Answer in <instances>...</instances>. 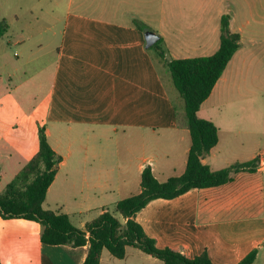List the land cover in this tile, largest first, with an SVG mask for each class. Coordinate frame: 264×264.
<instances>
[{
  "label": "crops",
  "instance_id": "1",
  "mask_svg": "<svg viewBox=\"0 0 264 264\" xmlns=\"http://www.w3.org/2000/svg\"><path fill=\"white\" fill-rule=\"evenodd\" d=\"M21 1L49 2L37 11L36 4L27 7L37 17L53 18L60 15L61 3H66L65 23L59 31L48 26L31 32L52 31L60 39L58 44L9 37L8 42L20 44L15 54L21 57L12 71L5 65L0 68V192L39 151L40 126H45L49 142L63 157L43 205L67 213L80 228L108 210L122 218L116 205L141 191L147 165L160 181L183 174L192 144L188 122L180 125L158 62L147 50L145 30L136 20L152 30L153 22L160 21L162 42L174 59L214 54L221 44V18L230 14L231 28L240 33L242 45L198 112L219 127V142L203 162L216 170L260 156L259 166L255 171L233 172L219 186L153 199L136 214V220L159 247L188 257L207 251L213 264H238L257 249L253 264L264 263V133L243 129L235 116L253 111L255 104L257 111L264 107V73L254 68L264 65V0ZM9 2L0 0V12L10 14ZM33 70L49 73L44 93L36 94V87L27 93L32 89ZM167 127L181 130L179 139H184L181 157L169 153L161 157L174 174L160 177L154 157H145L134 174L121 165L107 166L120 164L121 159L104 157L108 132L122 130L125 137L131 132L138 137V130ZM42 231L43 225L36 220L4 218L0 213L2 264L84 263L89 243L47 244ZM101 264L164 262L129 245L124 258L104 249Z\"/></svg>",
  "mask_w": 264,
  "mask_h": 264
},
{
  "label": "trees",
  "instance_id": "2",
  "mask_svg": "<svg viewBox=\"0 0 264 264\" xmlns=\"http://www.w3.org/2000/svg\"><path fill=\"white\" fill-rule=\"evenodd\" d=\"M230 22V14H224L221 18V44L214 54L166 60L172 80L184 99L192 140L183 174L160 181L152 166L147 165L142 172L141 191L121 199L116 205V212L122 218L108 210L87 222L85 229L80 228L67 213L43 205L63 157L49 142L45 126H40L39 151L0 192L1 215L40 222L43 225L42 241L47 244L81 246L89 243L88 256L83 264H101L104 249L124 258L129 245L160 258L164 264H213L207 251L191 258L170 247H159L156 239L149 236L136 220V214L153 199H172L193 188L219 186L227 183L233 172L255 171L259 166L260 156L216 170L203 162L219 142V127L214 121L200 117L198 112L242 45L240 33L232 30ZM136 24L145 31L149 28L139 20ZM8 28L6 20L0 21V38ZM160 42L162 38L154 45ZM160 57L164 59V52H160ZM257 254L258 250L254 249L238 264H253Z\"/></svg>",
  "mask_w": 264,
  "mask_h": 264
},
{
  "label": "rangeland",
  "instance_id": "3",
  "mask_svg": "<svg viewBox=\"0 0 264 264\" xmlns=\"http://www.w3.org/2000/svg\"><path fill=\"white\" fill-rule=\"evenodd\" d=\"M19 1L20 0H10V2L7 4L6 8L8 10H11L10 14L7 13V11L4 9L0 12V21L2 20L3 16H5V18H7L6 22L9 25L7 33L4 35V38L0 40V55L1 52L4 53V55L0 57V68H2V65H5L8 68V71H12V65L14 66V64H16L17 62V59L21 57L15 54L17 50H20V44L8 42V40L10 39L9 37L12 38L26 36L35 40L39 38L43 39L42 42L44 43V45H47L48 43H52L54 45L58 44L60 39L57 35H53L52 31H45L42 34L36 33L35 35L31 32H33L34 29L37 28L42 29V31H44L43 29L48 26L54 27L59 31V29L63 28V25L65 23L66 3H61L59 7L60 15L58 17L53 18L49 17L48 14L42 17H37V15L30 12L27 7V5L36 4L35 2ZM49 5V2L43 1L37 3L35 5V8L37 11L39 7H47ZM153 23L154 30L157 31L158 34H160V32L162 31L160 21L157 20ZM148 29L152 28L149 26ZM147 50L149 51L153 59L158 62L160 76L163 80V83L165 84V87L167 88L171 103L173 104L175 111L178 114L179 121H181L180 125H183L185 121L187 122L184 99L180 95V92L178 91L172 80L171 72L166 64L165 59L166 57L168 60H171L172 55L164 47L163 42L148 47ZM160 50L164 52V54L166 53L164 59L160 57ZM47 51H49V48H45L44 53H47ZM46 56H49V54ZM254 68L258 74L264 73L263 63L255 65ZM3 72L5 73V71ZM48 74V72L45 74L35 73V71L33 70L30 75L31 80L29 81V87H31L32 89L27 90V93H32V91L34 90L33 87H36V94L44 93L45 90L48 88L47 82L49 85ZM40 83H42L41 87L39 85ZM256 83L257 85H260V81H257ZM259 102L261 107V97L259 99ZM254 106L255 109L253 111L249 112V110H243L240 111L239 114H236V120L240 124V127L243 126V129L245 130L252 132L259 130L260 133H264V107L262 109L260 108L257 111L258 104H255ZM223 116L225 115L223 114ZM135 133H138V137H133L134 132H131V136L125 137L122 130H120V132L118 133L110 131L108 132V134H106L107 136L103 148L106 150V152L104 153V157H121V159L119 158L120 164H118V162L116 161V163H114L116 165L107 163V166L112 167L121 165L123 168H127L132 174H134L135 171L137 172L139 164L144 162L145 157H154V164L158 168L157 170L158 173H160V177L165 178L166 176L174 174L172 171L168 172L167 167L169 165L165 164V162L162 163L161 157H166L165 154L167 153H169L171 157H181L182 149L184 146V139L180 140L179 136H182V131H175L173 129L171 130V128L167 127L161 129H147L145 131L138 130ZM238 135H241V131L240 133H238ZM261 147L264 150V143L261 145ZM101 152H103V150H101ZM161 173H163V175ZM258 264L264 263L261 260Z\"/></svg>",
  "mask_w": 264,
  "mask_h": 264
},
{
  "label": "water",
  "instance_id": "4",
  "mask_svg": "<svg viewBox=\"0 0 264 264\" xmlns=\"http://www.w3.org/2000/svg\"><path fill=\"white\" fill-rule=\"evenodd\" d=\"M145 37H146V46L147 47L153 46L161 38L160 34H158L156 31H154L152 29H148L145 32Z\"/></svg>",
  "mask_w": 264,
  "mask_h": 264
},
{
  "label": "built area",
  "instance_id": "5",
  "mask_svg": "<svg viewBox=\"0 0 264 264\" xmlns=\"http://www.w3.org/2000/svg\"><path fill=\"white\" fill-rule=\"evenodd\" d=\"M262 163L264 164V157L262 158Z\"/></svg>",
  "mask_w": 264,
  "mask_h": 264
}]
</instances>
